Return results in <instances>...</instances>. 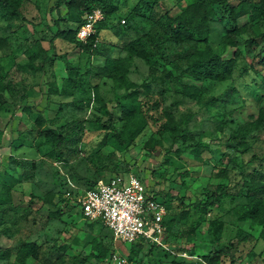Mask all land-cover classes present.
<instances>
[{"label": "rangeland", "instance_id": "rangeland-1", "mask_svg": "<svg viewBox=\"0 0 264 264\" xmlns=\"http://www.w3.org/2000/svg\"><path fill=\"white\" fill-rule=\"evenodd\" d=\"M110 1L118 11L99 31L90 57L61 40L50 44L54 21L66 18L63 6L55 9L57 0H23L21 14L28 23L16 22L10 28L0 8V39L7 43L0 50L5 76L0 90V191L7 189L10 196L9 203L0 200V253H10L0 264H17L16 251L24 241L39 244L26 264H112L111 252H118L124 264H171V257L159 251L131 252L130 245L114 242L101 224L78 217L79 209L72 204L98 181L118 174L135 175L158 201L167 203L166 244L176 253L181 248L193 256L183 264H204L201 259L209 246H229L237 264H264V227L239 222L235 215L248 207L249 196L264 201V41L248 43L264 34V21L249 24L246 16L238 20L241 32L231 35L239 53L232 79L204 82L201 101L196 102L183 99L177 76L173 73L166 82L162 70H171L169 62L184 68L198 51L222 55V38L231 26L227 19L210 23L206 44L176 45L168 41V18L191 0ZM241 1L229 0L232 6ZM74 27L69 22L60 25ZM139 38L161 42L147 47L154 70L127 48ZM37 40L54 61L34 74L25 68L24 51ZM66 62L73 69L66 71ZM144 82L151 92L132 101L133 118H122L118 103L123 102L127 84ZM50 83L60 95L48 103ZM94 87L112 118L93 103ZM209 98L217 103L206 107L202 102ZM165 112L172 114L183 136L158 133ZM38 115L45 122L40 127L34 123ZM140 116L145 129L133 145L119 146L111 135L126 138L142 124ZM48 124L62 127L59 149L39 137ZM219 185L233 201L226 198L219 208L197 211L194 205ZM63 198L69 203L62 204ZM185 208L190 214L182 220ZM56 210L59 219L49 218ZM92 240L108 248L100 263L90 255L96 253ZM221 264H229L228 259Z\"/></svg>", "mask_w": 264, "mask_h": 264}, {"label": "trees", "instance_id": "trees-1", "mask_svg": "<svg viewBox=\"0 0 264 264\" xmlns=\"http://www.w3.org/2000/svg\"><path fill=\"white\" fill-rule=\"evenodd\" d=\"M174 1L177 4H181L185 0ZM22 3L23 0H0L2 19L9 28L13 25V23L16 22L28 23L21 14ZM61 6H63L66 10V20L64 18H58L56 21H54L56 32L50 40V44L55 40H61L69 45L74 46V48L85 50L88 57H90L92 49L96 43L95 39L98 38L99 31L104 28L105 22L118 11L117 6H114L110 0H57L55 5L56 11ZM95 9H99L103 12L104 21L97 25L96 35L94 37H91L85 43L79 42L76 38V34L82 24V17L86 13H89ZM244 16L247 17V21L249 24H256L261 20L264 21V0H242L240 3H238L237 6H232L229 0H191L190 4H188L184 8H180L174 16L168 18V25H170L168 28V41L176 45H184L195 41L206 44L210 35V23L212 21L223 23L224 18H226V23L231 24L230 28L226 30L225 35L222 38V43L225 49L222 55L211 54L206 51H198L189 58L184 68H180L175 62H169L171 70H162L163 77L166 82L172 80L171 78L173 73L177 76L176 79L178 81L180 89L179 93L183 99H189L199 102L201 101L200 92L201 88L204 85V82L212 81L217 83H224L232 79L239 53L236 45L231 39V35H237L241 32L239 26L237 25V22ZM67 22L73 23L75 27L68 29L60 28L61 24H66ZM258 39L264 41V34L260 35L259 38L250 39L248 43L255 46ZM155 42L153 43V40H151L150 38H139L128 44L127 48L133 56L143 60L150 69L154 70L156 63L149 59L147 47L151 45L155 46L161 44V42L159 43L158 40ZM6 45V40L0 39V50L3 49ZM24 56L25 68L34 74L44 72L45 68L51 65L54 61L53 58L47 56L46 50L42 47L41 43L38 40L24 51ZM65 69L66 71H70L73 68L66 62ZM4 77L5 76H2V66L0 64V90L2 89ZM127 88L128 90L125 96L122 97V101L124 103H128H126V105L123 102L118 103L120 108V116L124 119H130L134 116L136 110L134 108V105L132 104V101L137 100L140 96L146 97L151 92L150 84L148 82H144L139 85L129 83L127 84ZM59 95L60 93L56 85L54 83H50L47 86L46 102L49 103L52 96ZM93 103L104 115H106L107 118H112V113L107 109L106 105L100 98L96 87H94L93 92ZM216 103L217 100L214 98H209L205 102H202V104L206 107L214 106ZM139 114L142 115L141 111L139 112ZM163 117L165 121L160 125L158 129L159 134L172 132L175 134V137L183 136V132L175 124L174 118L170 112L163 113ZM140 118L142 124L135 128L132 132H130V134H128L126 138H123V136H121L120 134L111 135V137L118 142L119 146H124L125 148H127L128 146L134 144V140L145 129L146 125L144 117L140 116ZM34 123L40 127L45 122L42 116L38 115ZM61 128L62 127L59 128L48 124L41 130L39 137L45 141V144L51 145L52 148L59 149L64 141V137L61 133ZM196 147V152H199V145H197ZM9 161L10 163L23 168L22 163H17L12 158H10ZM94 185L89 187V189ZM154 197L157 202L162 204L164 207H168L167 203L158 201L155 195ZM226 198H230V201H233L234 199L233 196L227 194V190L224 186L219 185L216 188L215 192L210 193L208 196H206L204 201H198L194 205V207L197 211L204 213L206 210L219 208L223 200ZM0 200L4 201V204H6L7 202L9 203L10 196L7 189L0 191ZM247 200L248 207L242 210L239 209V211L235 214L236 219L239 222L249 221L256 226L263 228L264 201L256 196H249L247 197ZM68 201V199L64 198L61 200L62 204L69 203ZM178 201L182 203V199H179ZM72 206L73 208H77L76 202L75 204H72ZM5 213V211H2V214ZM189 214L190 210L188 208H185L181 212V219L186 220ZM78 217L81 218L79 215ZM49 218L58 220L59 210L50 212ZM89 224L100 223L95 222ZM163 224L166 227V242L168 237V223L165 218ZM2 225L3 222L0 220V226ZM239 236L240 233L237 232L236 238L238 239ZM246 239L247 238L244 237L242 241H245ZM129 249H131V252L138 251L139 253L159 251L163 254V256L165 255L171 257V264H183L186 261L183 258L172 257L169 253L155 246L146 247L142 244H135L130 245ZM180 249L176 251L179 253H186V250ZM38 250L39 244L37 242L24 241L19 245L16 251V263L26 264L27 260L33 257L38 252ZM92 251L96 253H92L90 255L96 263H100L105 259V256L108 253V248L102 246V244L96 242L95 240H92ZM205 251L206 254L203 255L201 259L204 264H221V262L226 259H228L229 264H237L234 255L230 253L229 246H209L205 249ZM112 253L113 252H111L109 255H111ZM9 256L10 253L8 251L0 253V259H8ZM188 256L193 257L190 253Z\"/></svg>", "mask_w": 264, "mask_h": 264}, {"label": "built area", "instance_id": "built-area-1", "mask_svg": "<svg viewBox=\"0 0 264 264\" xmlns=\"http://www.w3.org/2000/svg\"><path fill=\"white\" fill-rule=\"evenodd\" d=\"M103 21L104 14L99 9L86 13L77 31V40L85 43L94 37L97 25ZM76 204L80 219L87 223L102 224L109 230L114 242L155 246L172 257L190 258L184 252H174L166 244V227L163 224L166 209L133 174L116 175L106 181H98L78 198ZM109 259L112 264L125 263L118 252H113Z\"/></svg>", "mask_w": 264, "mask_h": 264}]
</instances>
